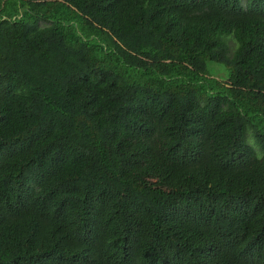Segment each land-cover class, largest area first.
<instances>
[{
  "label": "trees",
  "instance_id": "trees-1",
  "mask_svg": "<svg viewBox=\"0 0 264 264\" xmlns=\"http://www.w3.org/2000/svg\"><path fill=\"white\" fill-rule=\"evenodd\" d=\"M0 264H264V0H0Z\"/></svg>",
  "mask_w": 264,
  "mask_h": 264
},
{
  "label": "rangeland",
  "instance_id": "rangeland-1",
  "mask_svg": "<svg viewBox=\"0 0 264 264\" xmlns=\"http://www.w3.org/2000/svg\"><path fill=\"white\" fill-rule=\"evenodd\" d=\"M232 42L230 41V44ZM208 68L211 70V72L213 73L214 76L216 77H225L226 76V70L225 68L213 61H208Z\"/></svg>",
  "mask_w": 264,
  "mask_h": 264
}]
</instances>
